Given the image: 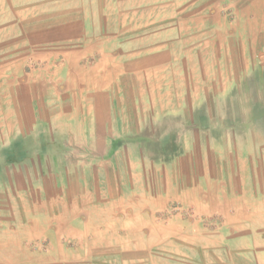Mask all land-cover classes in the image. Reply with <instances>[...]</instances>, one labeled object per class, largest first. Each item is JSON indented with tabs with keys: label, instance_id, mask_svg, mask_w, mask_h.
I'll return each mask as SVG.
<instances>
[{
	"label": "crops",
	"instance_id": "obj_1",
	"mask_svg": "<svg viewBox=\"0 0 264 264\" xmlns=\"http://www.w3.org/2000/svg\"><path fill=\"white\" fill-rule=\"evenodd\" d=\"M163 8L0 0V264H264V0Z\"/></svg>",
	"mask_w": 264,
	"mask_h": 264
},
{
	"label": "rangeland",
	"instance_id": "obj_2",
	"mask_svg": "<svg viewBox=\"0 0 264 264\" xmlns=\"http://www.w3.org/2000/svg\"><path fill=\"white\" fill-rule=\"evenodd\" d=\"M170 2H178L180 9H178V11L175 10V8L171 9V8H163L162 10V14H163V25H169L171 22V17L176 16V14H178L179 19H186L188 17H197V18H201L203 17V15L206 14H211L213 17H218L219 19H223L226 22L224 24H222L221 27L216 26L217 29H227V32H230L233 28H234V19H238L241 18L244 25H243V29L246 31L250 29L251 25L249 23H245L246 19H250L252 17H254V0H163V3H170ZM189 2H194V3H201L200 5H202V3H209L212 4V9H205V10H195V9H182V5H185L186 3ZM182 3V4H181ZM240 7H243V12H241ZM230 23V24H229ZM226 24V25H225ZM247 32H245L244 34H246ZM243 46H244V50L247 51V56L246 53L244 54V57L241 60L242 65L244 66V75H237L238 77V81L240 80L239 78H241L243 83H257L262 82L264 83V71L263 72H259L258 75L254 74V70L251 71V73L246 74L245 72V68L247 64H251L254 67V55H250V50H251V42H243ZM239 60V59H237ZM264 64V62H263ZM252 104V103H251ZM248 107H244L243 109V114L246 115H250V112L254 115V105ZM139 108V107H137ZM140 108H144L140 107ZM256 108V107H255ZM262 108V107H260ZM216 111V108H215ZM259 125H262L261 123H259ZM263 127H261L262 129ZM263 130V129H262ZM6 206L8 208H11L12 203L10 201H7ZM170 210L172 211H181L183 213H189L188 209H184L183 207H171ZM183 256V255H182ZM210 256H214L213 254H209ZM180 257V256H179ZM185 258V256H183ZM175 257H171L170 255L165 257V259H162L161 261H159L160 264H189V262H187L186 260H178L176 259L171 260ZM69 263V261H68ZM70 264V263H69Z\"/></svg>",
	"mask_w": 264,
	"mask_h": 264
}]
</instances>
